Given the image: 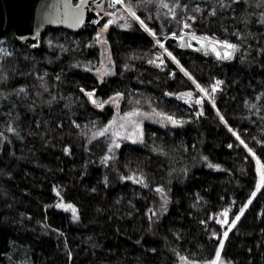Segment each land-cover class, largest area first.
<instances>
[{"label":"trees","instance_id":"obj_1","mask_svg":"<svg viewBox=\"0 0 264 264\" xmlns=\"http://www.w3.org/2000/svg\"><path fill=\"white\" fill-rule=\"evenodd\" d=\"M167 3L136 10L180 64L155 62L161 49L133 18L121 27L123 16L104 32L114 74L102 80L83 69L99 54L94 26L46 28L36 47L0 32V264H204L217 248L225 264H264V186L249 202L257 159L229 129L264 163V0ZM185 32L239 46L220 61L180 47ZM180 65L212 101L181 98L201 93ZM92 89L102 103L121 93V114L154 109L183 123L147 122L142 143L109 147L113 133L101 130L115 109L93 107L83 95ZM244 203L235 225L217 222Z\"/></svg>","mask_w":264,"mask_h":264},{"label":"water","instance_id":"obj_2","mask_svg":"<svg viewBox=\"0 0 264 264\" xmlns=\"http://www.w3.org/2000/svg\"><path fill=\"white\" fill-rule=\"evenodd\" d=\"M77 4L81 5L83 22L74 18L75 5ZM99 5L100 0H85L83 4H81V0H0V32L12 30L15 39L27 47L38 46L40 35L46 28H61L79 32L85 26L90 25L100 32L103 26L102 21L106 23L113 17L109 13L98 10L96 7ZM112 25L113 23L108 28ZM208 43L210 42L206 41L202 44L200 39H192L186 34L183 35V39H180L182 48L206 55L210 54L215 59L224 62H229L232 59L233 49L217 44V50L214 51L212 47L207 46ZM226 51H231L230 57L225 55ZM92 90L83 91V95L93 107H96L97 90L95 89L91 97L88 96V92ZM94 99L96 103L93 102ZM5 142L6 136L0 132V154Z\"/></svg>","mask_w":264,"mask_h":264},{"label":"snow or ice","instance_id":"obj_3","mask_svg":"<svg viewBox=\"0 0 264 264\" xmlns=\"http://www.w3.org/2000/svg\"><path fill=\"white\" fill-rule=\"evenodd\" d=\"M84 2H85V0H81V4H83ZM152 2H153V0H135L134 3H133V0H110L111 6H115L116 4H121V5H123V9H125L126 12H127V15H125V13L123 11H121V15L125 16V23H123L121 25V27H125V28L130 27L131 25L129 23V17H131V18H134V20L138 21L139 24L144 29H146L147 32H149L153 37H156L157 36L156 30H154L153 28L149 27V25L147 23H145V20L142 19L141 16L137 14V10H136L137 7L143 8V7H145L146 3H152ZM160 3L164 7L168 6L167 3L164 2V0H160ZM100 5H101V10H102V7L105 6L104 5V0H100ZM80 8H81L80 4L75 5L76 12L74 13V18H76V19L80 20L81 22H83V20H82L83 13L80 11ZM197 10H199V9H197ZM170 14L172 16H174V17L177 15L175 12H171ZM109 15H111L113 17V19L107 20L106 23H104L102 21V25L103 26H102L101 31L97 32L95 34L96 37L98 38L97 41H96L97 43H99L102 40H105V37L102 35V32L104 31V29H107L109 27V25L112 24L118 18V17H116L115 13H110ZM192 19H196V17L193 16ZM186 26L190 27V25H186ZM180 31L183 32V29H181ZM170 35L176 36V33L172 32V33H170ZM186 35H188L192 39H200V42L202 44H204L206 41L210 42V43L207 44V46L212 47L214 51L217 50L216 49V45L217 44L227 45L228 49H233V50L239 46L237 44L230 43L228 40L216 39V40L213 41V38L210 37V36H207V34H204L203 37H197L194 32L187 33ZM177 39H183V36H177ZM156 43L159 44L163 48L164 52H167L168 56H170L172 58V60L176 61L177 64H180L179 60L176 59V57L172 54V52H170L167 47H164V40L163 39H157ZM0 50H2V49H0ZM231 54H232L231 51H226L225 52V55H227L229 57L231 56ZM158 63L161 66H163L164 61L161 59L160 61H158ZM125 66L127 67V65H125ZM180 67L185 72L186 75L192 77V74L188 71V69L184 68L183 65H180ZM94 70L97 71L98 74L101 75V78L103 77V72H101L100 69H94ZM107 71H111V69L109 68V69H107ZM3 78L4 77L0 76V79H3ZM192 79H193V82L195 83V87L197 89H199L200 92L204 94V96L208 97L209 100H212L213 97L210 94V92L206 88H204L198 81H196L195 77H192ZM219 83H220V81H216L213 85H211V92H215L216 91V88L218 87ZM94 91H95V89H93L92 91H89L88 92V96L91 97L93 95ZM114 95L119 97L122 94L117 92V93H114ZM177 95H179V94H177ZM187 95H188V97L191 98L192 97V91L189 90ZM195 100H196L197 103H201L202 100H203V97L197 95L195 97ZM109 101H111V97H109ZM93 102L96 103V100L94 99ZM107 102L108 101H105L103 103H99L98 106L99 107H103L104 103H107ZM139 111H140L139 109H133L132 112H127L124 115L126 117H130V116L134 115L135 113H137ZM217 111H219V109H217ZM199 114L200 113L198 112L197 115H199ZM144 115H150V114L149 113H144ZM159 115L167 117L173 124H181V123H183V119L182 118L181 119H177L175 116H169L167 113H159ZM220 119L224 120V117L221 115ZM224 122L227 124L226 120H224ZM115 123H116V118L113 117L112 120H109L108 123L104 125V128L101 130V132L107 131L109 129V126L114 125ZM132 123H136V121H132ZM120 127H123V125H120ZM136 127L137 128L139 127L138 123H136ZM229 129H230V131H232L236 135L237 139L239 140V143L241 145H243L248 150V152L252 153L253 156H256L257 163L260 165V167L258 168V171L260 172V180L257 183L256 189L252 192L251 196H249V198H248V201L251 202L252 197L256 195V191H258L261 188V186H264V163L261 162L260 156H257L256 152L253 150V148L248 146V144L241 137V135H240V133L238 131H236L235 129H232L231 125H229ZM12 130L14 131V129H12ZM120 134L121 133L119 131L115 132L112 144H110L109 147H112L113 144L115 146H117V147L119 146V141L116 140L115 137L119 136ZM129 138H131V137H129ZM260 144H261V149H262L261 154L264 155V141H260ZM229 147L231 148L232 145L229 144ZM65 150L67 151L68 149L66 148ZM245 158L247 159V157H245ZM204 159L207 160L208 158L204 157ZM214 166L217 167V168L221 167L220 164H216ZM127 178L128 177H125V179H127ZM139 182L140 183L144 182V177L143 176L140 177ZM157 188L160 190V192H164L163 187L157 185ZM164 200H165V203H166V201H167V197L166 196L164 197ZM58 206L59 207H71L72 211L74 213L76 212V206L74 204H60ZM247 207H248V203H244L240 207L239 211L235 214V218L231 221V225H235L236 224V222L240 219L241 215L244 213V211H245V209ZM161 208L164 209V205L163 204L161 205ZM164 210H166V209H164ZM222 211H223V213H224V215L226 217L228 209H222ZM76 218L77 217L74 215L73 219H76ZM220 223L221 224H227L228 221L225 218V219L221 220ZM57 231H59V229H57ZM212 235L215 236V235H217V233L213 232ZM223 235L225 237H227V235H228V230L227 229H225ZM220 255H221V250H220V248H217L216 253H215V257L213 259H211V260L205 261L204 264H222V262L220 261ZM229 264H231V262H229Z\"/></svg>","mask_w":264,"mask_h":264},{"label":"rangeland","instance_id":"obj_4","mask_svg":"<svg viewBox=\"0 0 264 264\" xmlns=\"http://www.w3.org/2000/svg\"><path fill=\"white\" fill-rule=\"evenodd\" d=\"M164 2L167 3V0H164ZM104 5L105 6L102 7V10H101V5L97 6L96 8L98 10H101V11L109 13V14L115 13L116 17H118V18L119 17L122 18L124 16V15H121V11H123L124 13H127L126 10L123 9V5H121V4H116L115 6H111L110 0H104ZM175 5L176 4H174V6H172L170 8H167L170 13L176 9ZM136 22L139 23L138 21H136ZM141 28L147 32V30L144 29L142 26H141ZM97 32H99V31H97ZM147 33L152 37L154 43L161 49V52H162V54L161 53L159 54V57H158V59L155 60V62H158L162 58H164V57H162L163 54L168 56L167 52H164L163 48L159 44L156 43V40L159 38L157 36L153 37L149 32H147ZM186 33H190V32H185L184 34H186ZM102 35L104 36V33H102ZM95 38H96L95 40L97 41L98 38L96 36H95ZM214 40H216V39L213 38V41ZM105 42H106V40H102L98 43L99 44V54H98L96 60L94 62L87 64L83 68L84 70L94 74L100 80L105 79V78L114 74V63H113L110 51L108 49V46L106 45ZM225 46H227V45H225ZM109 68L111 69V71H107V69H109ZM94 69H100L101 72H103V77L101 78V75L98 74V72L95 71ZM199 92H200V90H199ZM200 95L202 97H204L206 100H208V102L212 101V100H209L208 97L204 96L203 93H201ZM181 98H183V100L188 104H191L192 102L195 104H199L196 102L195 97L190 98V97L186 96V97H181ZM97 100H98L97 101L98 104L102 103L101 99L97 98ZM120 100H121L120 97H113V98H111V101L106 100L115 109L114 117L116 118V123L114 125L109 126V130L112 131L113 136H114L116 131H119L121 133L119 136L115 137V139L119 141V145L122 141L132 142L135 144L136 143L137 144L142 143V141H143V125L147 122L154 124V125H157V126H160V127L181 125V124H173L167 117L159 115V113H163L162 111H158V110H154V109H152V110H140L139 112L135 113L134 115H132L130 117H126L124 114H121L119 111V104L121 102ZM130 112H132V111H130ZM144 113H149L150 115H144ZM132 121H136V123L139 124V127L137 128L136 123H132ZM120 125H123V127H120ZM129 137H131V138H129ZM118 147L115 146V149ZM256 167H257V175H258V181H259L260 180V172L258 171V168L260 167V165L257 162H256ZM225 218L227 219L228 223L227 224H221L220 221L225 219ZM216 220L223 227H225L227 229L230 228L231 223L229 222L228 212H227V216L225 217L223 211L221 210L216 215ZM220 261L222 262V264H225L221 259H220Z\"/></svg>","mask_w":264,"mask_h":264},{"label":"flooded vegetation","instance_id":"obj_5","mask_svg":"<svg viewBox=\"0 0 264 264\" xmlns=\"http://www.w3.org/2000/svg\"><path fill=\"white\" fill-rule=\"evenodd\" d=\"M107 103H108V102H107ZM107 103H106V104H107Z\"/></svg>","mask_w":264,"mask_h":264}]
</instances>
